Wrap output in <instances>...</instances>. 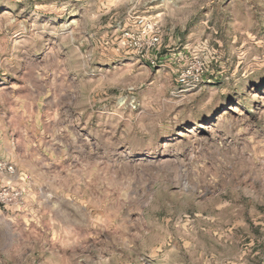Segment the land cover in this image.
<instances>
[{"label":"clouds","instance_id":"1","mask_svg":"<svg viewBox=\"0 0 264 264\" xmlns=\"http://www.w3.org/2000/svg\"><path fill=\"white\" fill-rule=\"evenodd\" d=\"M0 264H264V0H0Z\"/></svg>","mask_w":264,"mask_h":264}]
</instances>
